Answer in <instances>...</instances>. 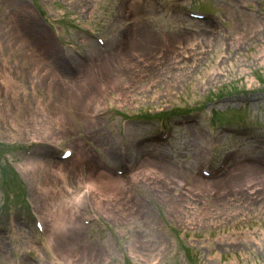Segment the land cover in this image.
<instances>
[{
    "label": "rangeland",
    "instance_id": "374dc122",
    "mask_svg": "<svg viewBox=\"0 0 264 264\" xmlns=\"http://www.w3.org/2000/svg\"><path fill=\"white\" fill-rule=\"evenodd\" d=\"M170 1L0 0V264H264V0Z\"/></svg>",
    "mask_w": 264,
    "mask_h": 264
},
{
    "label": "bare ground",
    "instance_id": "6f19581e",
    "mask_svg": "<svg viewBox=\"0 0 264 264\" xmlns=\"http://www.w3.org/2000/svg\"><path fill=\"white\" fill-rule=\"evenodd\" d=\"M134 47L141 50V47L139 46L138 43H134ZM94 81H95V77L91 76L90 78L85 80L80 85V87H82L83 89H90L92 87L91 85L94 83ZM83 154H84V152H83ZM80 159H81L82 164L87 166L88 158L85 157V155H84V156L80 157ZM260 167H262V166H260ZM258 171H259L258 167L243 169V170L238 171V173L235 176V178L240 176V175H245V174L254 175ZM56 175L57 176H54V180L56 178H59L60 180H64V177L62 175H58V174H56ZM115 182H116L115 180H112V179H109V178H105V180H103V177L100 176L99 178H96L95 180H88V183H86V185H88L91 188V191L94 192V194L99 198V191L97 190L98 189V185L99 186L100 185L109 186L111 188H115L116 185L118 184V183H115ZM66 187L67 186L65 185V188L63 190L60 189L58 192H56V191H54V192L51 191L50 193L44 192L45 195H47V200H48V203H49L47 205V207H48V219L54 217V219L56 221L54 224L51 223V225H52L51 230L52 231H55V230L61 228V226H62L61 217H63L62 218V220H63L65 218L64 215L70 213V209L72 208L73 203H74V206H76V204H77V202L79 200L78 199L79 196L77 197L78 194H74V196H72V198L68 199L65 196V193L71 195V192L69 191V189H66ZM65 197H66V200H63ZM98 198L96 199L97 200L96 201V207L100 208V203L98 201ZM94 199H95V197H94ZM51 208H54L52 212L50 210ZM48 247H49L48 245H45V248H48Z\"/></svg>",
    "mask_w": 264,
    "mask_h": 264
}]
</instances>
